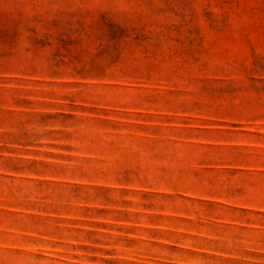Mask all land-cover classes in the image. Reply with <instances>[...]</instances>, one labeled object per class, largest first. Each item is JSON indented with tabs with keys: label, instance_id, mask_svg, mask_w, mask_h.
<instances>
[{
	"label": "rangeland",
	"instance_id": "374dc122",
	"mask_svg": "<svg viewBox=\"0 0 264 264\" xmlns=\"http://www.w3.org/2000/svg\"><path fill=\"white\" fill-rule=\"evenodd\" d=\"M0 264H264V0H0Z\"/></svg>",
	"mask_w": 264,
	"mask_h": 264
}]
</instances>
